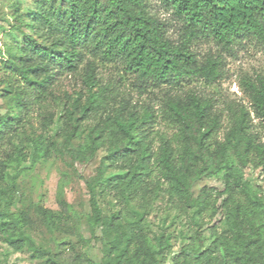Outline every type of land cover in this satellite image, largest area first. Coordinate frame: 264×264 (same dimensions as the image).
<instances>
[{
	"label": "trees",
	"instance_id": "16d2710c",
	"mask_svg": "<svg viewBox=\"0 0 264 264\" xmlns=\"http://www.w3.org/2000/svg\"><path fill=\"white\" fill-rule=\"evenodd\" d=\"M161 4L178 25L177 40L170 36L167 22L152 13L149 0H40L27 17L15 16L11 29L21 34L23 43L0 58V85L15 105L0 117V182H7L8 168L17 172L9 176L6 192L0 190V235L12 249L27 251L35 260L56 258L27 233L28 214L11 211L16 179L27 161L24 141L12 147L11 137L22 140L21 129L32 123L36 112L44 126L53 122L54 114L42 110L53 96L57 76L71 73L82 75L85 100L76 98L65 109L61 149L42 134L27 140L34 149L30 169L54 153L86 165L107 149L97 176L86 180V220L90 241L99 245L102 255L99 264H162L170 252L164 235L152 241L140 219L121 228L118 217L105 216L98 202V195L107 191H116L123 203L140 191L148 192L156 168L170 197L192 210L199 228L213 238L207 247L200 243L199 248H188L197 258L184 255L183 264H264V197L244 176L249 167L264 169V141L255 124H264V78L242 79L251 110L237 102L221 108L216 98L183 89L199 80L218 83L225 74L223 53L247 40L264 43V0ZM201 41L213 42L219 50L201 55L196 48ZM97 62L119 63L143 86L164 87L163 114L176 129L172 139L161 138L155 149L146 133L152 112L140 114L123 102L117 108L108 105V87L100 82ZM92 117L96 123L87 126L85 121ZM110 167L127 174L106 181ZM210 178H218L222 188L202 185ZM59 206L61 216L39 209L52 230L64 229L60 220L70 211L62 195ZM223 225L226 229L219 232ZM76 261L97 264L84 256Z\"/></svg>",
	"mask_w": 264,
	"mask_h": 264
},
{
	"label": "rangeland",
	"instance_id": "374dc122",
	"mask_svg": "<svg viewBox=\"0 0 264 264\" xmlns=\"http://www.w3.org/2000/svg\"><path fill=\"white\" fill-rule=\"evenodd\" d=\"M40 0H0V58L8 55V50L14 51L17 46L22 45L23 37L18 31L11 27L15 24L17 14L27 17L35 9ZM153 14L167 22L169 34L177 40L179 28L174 21L172 12L166 10L161 0H149ZM26 30V29H24ZM27 31V30H26ZM199 54L217 52L219 48L213 42L201 41L196 46ZM224 55V77L216 84H206L199 80L185 85L184 90L193 89L201 94L217 99L218 106L225 108L229 102L244 104L251 110V104L245 95L241 82L244 78L257 80L264 78V43L256 40H247L242 45L235 47L230 53ZM98 77L102 86L108 87L107 102L110 107H118L120 103H128L129 108L137 110L140 114L148 109L153 113V123L147 129L152 146L157 149L160 139L165 137L172 139L176 129L164 116V87L156 88L152 85L143 86L136 76L126 71L119 63L97 62ZM87 88L83 83L81 74L63 73L57 76L53 87V96L47 97V108L54 114L53 122L48 126L42 124L37 112L32 123L26 124L20 136L12 134V147L22 146L24 141V153L27 161L21 166L23 170L16 179L14 187V203L11 211L14 213L26 212L31 220L27 233L35 243L50 252L56 254L53 262L46 259H32L27 251H16L0 235V264H76L78 256H84L99 264L102 255L99 245L90 241V229L86 220L89 211L90 192L86 180H92L97 176V170L102 159L107 154V149H101L95 159L86 165L73 163L67 154L58 155L54 153L49 159L38 163L33 169L32 159L34 149L27 141L33 134L43 135L45 141H52L61 149L63 138L61 131L64 123L65 109L69 107L76 98L84 102ZM5 88L0 85V117L15 108L9 98L5 97ZM97 119L92 117L85 121L87 126L95 124ZM257 130L264 141V124L255 120ZM82 142L76 139L73 146ZM8 144L4 143V146ZM10 146V147H11ZM10 177L16 176L13 167L7 169ZM127 174L115 167H110L105 172L106 181L123 179ZM7 182H0V190L6 192L10 177ZM244 176L264 197V169L247 168ZM63 184L62 189H60ZM148 192L140 191L127 203H123L116 191H107L98 195V202L105 216L115 214L121 228L130 227L140 219L141 226L148 236L155 239L164 235L170 243V252L163 258L162 264H183L184 255L194 260L197 255L188 248H199L200 243L207 247L213 240L210 232L199 228V220L194 216L192 210L182 206L168 193V185L157 171L147 182ZM202 185L222 188L218 178L205 179ZM62 192V194L60 193ZM70 206L68 217H61V225L64 229H50L39 209L52 211L61 216L59 206L60 196ZM208 220V218H205ZM221 226L219 232L225 230ZM61 243L59 246L58 244ZM84 264H90L84 262Z\"/></svg>",
	"mask_w": 264,
	"mask_h": 264
}]
</instances>
